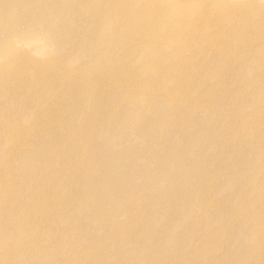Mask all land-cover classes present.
I'll return each instance as SVG.
<instances>
[{"label": "rangeland", "instance_id": "rangeland-1", "mask_svg": "<svg viewBox=\"0 0 264 264\" xmlns=\"http://www.w3.org/2000/svg\"><path fill=\"white\" fill-rule=\"evenodd\" d=\"M40 263L264 264V0H0V264Z\"/></svg>", "mask_w": 264, "mask_h": 264}, {"label": "bare ground", "instance_id": "bare-ground-1", "mask_svg": "<svg viewBox=\"0 0 264 264\" xmlns=\"http://www.w3.org/2000/svg\"><path fill=\"white\" fill-rule=\"evenodd\" d=\"M38 6H45V7H47L45 4H42V5H38ZM29 11H32V10H29ZM45 13H47L48 14V11H44ZM38 18H40V15H39V17ZM30 19V15H28V16H24V15H12L11 16V20H12V22H14V23H18V22H22L23 24H25L28 20ZM57 27V26H56ZM9 32L7 31V34L8 35H11V34H13V36H20L21 34H23L24 35V31H25V29L24 30H21V29H16V28H14V27H10L9 29ZM20 37H22V36H20ZM52 39V38H51ZM116 153V152H115ZM116 155H118V154H116ZM113 156H115V155H113ZM121 158L123 157V156H120ZM119 157H113V158H111V159H108V160H105L104 159V157H103V159H96V160H98V161H100L103 165H105V166H112V164H116V162H117V159H118ZM5 203L6 204H8L9 203V200H6L5 201ZM10 224V226L12 227V228H14L15 230H19L22 234H24L25 233V228L24 227H18L17 226V223H16V219L13 217L12 218V221L9 223ZM8 224V225H9ZM254 230H255V228H254ZM256 233V232H255ZM258 233V232H257ZM21 259H22V257H20ZM40 264H42V263H40Z\"/></svg>", "mask_w": 264, "mask_h": 264}]
</instances>
